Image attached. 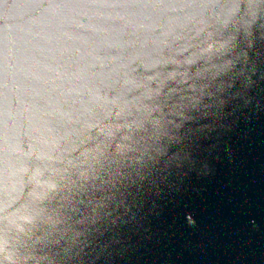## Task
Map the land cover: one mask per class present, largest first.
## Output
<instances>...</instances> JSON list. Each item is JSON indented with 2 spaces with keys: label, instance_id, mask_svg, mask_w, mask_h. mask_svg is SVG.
<instances>
[{
  "label": "water",
  "instance_id": "water-1",
  "mask_svg": "<svg viewBox=\"0 0 264 264\" xmlns=\"http://www.w3.org/2000/svg\"><path fill=\"white\" fill-rule=\"evenodd\" d=\"M0 264H264V0H0Z\"/></svg>",
  "mask_w": 264,
  "mask_h": 264
},
{
  "label": "clouds",
  "instance_id": "clouds-1",
  "mask_svg": "<svg viewBox=\"0 0 264 264\" xmlns=\"http://www.w3.org/2000/svg\"><path fill=\"white\" fill-rule=\"evenodd\" d=\"M189 223H190V224H195V220L192 219V220L189 221Z\"/></svg>",
  "mask_w": 264,
  "mask_h": 264
}]
</instances>
